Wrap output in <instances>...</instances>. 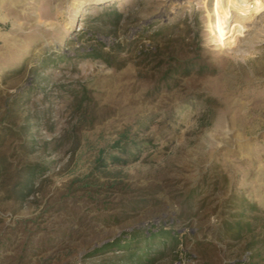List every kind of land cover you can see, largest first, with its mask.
<instances>
[{"label":"rangeland","instance_id":"obj_1","mask_svg":"<svg viewBox=\"0 0 264 264\" xmlns=\"http://www.w3.org/2000/svg\"><path fill=\"white\" fill-rule=\"evenodd\" d=\"M216 22L215 0H0V162L43 166L23 200L0 175V264L119 262L159 229L152 264H262L264 10ZM177 61L201 67L162 78ZM241 212L253 237L227 234Z\"/></svg>","mask_w":264,"mask_h":264},{"label":"trees","instance_id":"obj_2","mask_svg":"<svg viewBox=\"0 0 264 264\" xmlns=\"http://www.w3.org/2000/svg\"><path fill=\"white\" fill-rule=\"evenodd\" d=\"M114 14L119 15L115 10ZM96 51V48H92L90 53L93 55ZM194 65L201 67L198 61H193L191 64L177 61L175 65L167 70L162 78L166 79V77H171L175 73L186 72L194 67ZM30 146L29 142L21 143L23 153L27 151ZM8 166L9 164L6 161L2 160L0 162V175L7 174L8 178L10 177L9 191L11 195H13L15 199L23 200L26 195L34 189L33 184L38 178L43 166L31 164L25 160L14 170H10ZM133 203L136 204V202ZM134 204L131 205V208L134 207ZM251 207L253 208V206ZM243 215L244 213L241 212L234 222L226 221L224 223L229 236L238 238L247 235L250 237L254 236V231L259 225L258 218L254 217L253 220H246ZM130 235V239L122 246L124 247V252L119 257L121 261L105 264H152L156 261L157 257L162 256L164 252L167 251V247L175 245L178 241L175 232L172 233L171 231H164L162 229L157 230L156 233L154 231H149L148 233L136 231ZM249 264H255V262L252 260ZM262 264H264V259H262Z\"/></svg>","mask_w":264,"mask_h":264},{"label":"bare ground","instance_id":"obj_3","mask_svg":"<svg viewBox=\"0 0 264 264\" xmlns=\"http://www.w3.org/2000/svg\"><path fill=\"white\" fill-rule=\"evenodd\" d=\"M263 10L264 0H215L218 30L224 35L238 32Z\"/></svg>","mask_w":264,"mask_h":264}]
</instances>
